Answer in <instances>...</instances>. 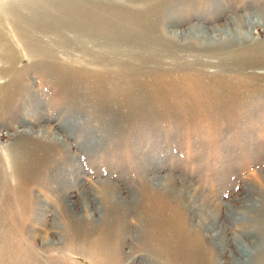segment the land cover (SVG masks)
I'll return each mask as SVG.
<instances>
[{"label": "rangeland", "instance_id": "obj_1", "mask_svg": "<svg viewBox=\"0 0 264 264\" xmlns=\"http://www.w3.org/2000/svg\"><path fill=\"white\" fill-rule=\"evenodd\" d=\"M47 1L0 0V264H151L145 211L166 193L212 229L208 264H264V0H74L159 61Z\"/></svg>", "mask_w": 264, "mask_h": 264}, {"label": "bare ground", "instance_id": "obj_2", "mask_svg": "<svg viewBox=\"0 0 264 264\" xmlns=\"http://www.w3.org/2000/svg\"><path fill=\"white\" fill-rule=\"evenodd\" d=\"M8 1H10L9 4H15V3H19V2L21 3V5L23 3L25 5L33 4L31 2L33 0H8ZM47 2H49V3L52 2L54 5H56V7H60V8L65 9V20L67 23L72 24L73 28L76 31H81V32L85 31V33L88 35L95 34L98 36H106L107 37L106 45L108 46L107 48L114 49V53L119 52L118 44L120 42L130 41V42H134V47H135L134 51H138L139 56L142 54H146V55L158 60V57L160 56V54H166V52H165L166 50L162 49L161 46L158 47V45H155V46L154 45L153 46L148 45L145 40L141 39V36H139L137 33L132 34V31L129 32L130 28H128L126 30V26L116 24L115 20H114V25H113V22L109 21V24H105V25H107L106 27H104L102 25V23H100L98 20L93 21L90 25L86 24L87 22L81 20L79 15H78V13H80L78 11L81 7V5H80L81 3H75L74 0H48ZM153 2H155V1L146 0L145 4L147 3L149 5L150 3H153ZM150 8H152V7H150ZM146 9H147V7L142 8V11H144V12H142L143 18H144V15L150 14V13L146 12ZM138 13L139 12L137 11V15H138ZM101 25H102V27H100ZM112 27H113V30H112ZM138 40H139V42H138ZM137 46H138V48H137ZM261 48H264V47H261ZM243 50H244V48H243ZM248 51L249 50H247V53H248ZM232 52H234V51H232ZM235 52L238 53L237 50ZM259 52L261 55L258 53H257V55H260V56L264 55V50L261 49V50H259ZM240 53H242V52H240ZM240 53H238L239 54L238 56H236L237 54L236 55L234 54L235 57L232 54L230 55V58H229L231 60L230 63H231V65H233L232 67H234V68L236 66L238 67V64L240 63V60H241L240 59V57H241ZM247 55L250 56L249 53ZM139 56H136V58H138ZM142 60H144V59H142ZM132 66H133V68H132ZM132 66H131V68L135 69L137 64L134 63V65H132ZM46 151H48V149ZM44 153H46L44 148H40L39 154L41 155L43 161H46L47 159L45 156L47 153L46 154H44ZM24 156H25V153H24ZM29 173H31V172L29 171ZM164 196H165V198H167L169 200H173V203L172 204H166L165 199H163V201L159 200V201H161L160 202L161 204L156 203L155 209L150 210V211H148V210L145 211V213H146L145 215H147V213H149V216L151 218L153 217V219L150 221H148V219H147V222L145 223V225L143 227L144 230L142 232V238L139 240L140 248L145 251V253H146L145 255H147V257L151 260V264H197V263L203 264L205 262L208 264L209 263L208 256L210 255L209 250H210L211 246L209 247L210 244H208L207 241L205 242L206 244L204 243L202 236L204 235L206 237L207 235H210V233H211L210 231L212 229H210V228L208 229V227H206L207 226L205 224L206 219L204 218V216L201 217L199 215L198 219H195V220H198L196 223H194V221L192 222L193 224L191 222L189 223L188 218H187L188 207L185 206V208H184V206L182 205L183 199H182L181 195L180 194L170 195V193H166ZM163 202H165V203H163ZM189 203L192 204L191 202H189ZM207 203L208 202H204L202 200L203 207L208 206L209 204H207ZM187 205H189V204H187ZM194 210H196L195 207H194ZM151 211H152V213L150 214ZM114 212H116V211H114ZM192 220L193 219L191 217V221ZM187 223L190 226L189 225L187 226ZM110 226L111 225H109L108 228ZM204 227H206L207 229H205ZM105 230H104L105 232H101V234H105V236L110 231H112L109 229H108L109 231H107V228ZM114 230L116 231L115 233H117L118 228L114 229ZM98 232L100 233V230ZM85 233H86V231H85ZM85 233L80 234L81 236H79V238H77V240H79V239L86 240V238L88 236H87V234L84 235ZM218 234L219 233L217 232L215 234V236H217L219 238L220 236H218ZM90 239H91V241H90ZM106 239H107V237H106ZM101 240L103 241L104 238H101ZM104 243H106V242H104ZM104 243H102L99 240L89 238L88 246L93 248L95 250V252L98 253L101 257H104L105 256L103 253L104 251H102ZM220 243H223V242L220 241ZM97 246L99 247V249ZM108 248H110V245L107 247V249ZM113 248H111V249H113ZM89 250H91V249H89ZM105 250H106V248H105ZM89 254L91 256H93V253H89ZM116 255H115V257H116ZM111 256H112V254H111ZM93 257H95L97 259H101L98 255L97 256L95 255ZM110 260H113V259H110ZM113 263H115V262H113Z\"/></svg>", "mask_w": 264, "mask_h": 264}]
</instances>
